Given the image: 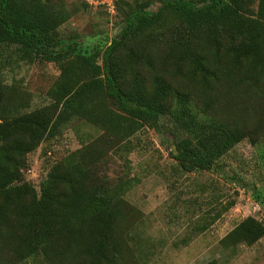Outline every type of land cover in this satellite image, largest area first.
I'll list each match as a JSON object with an SVG mask.
<instances>
[{
    "label": "trees",
    "instance_id": "obj_1",
    "mask_svg": "<svg viewBox=\"0 0 264 264\" xmlns=\"http://www.w3.org/2000/svg\"><path fill=\"white\" fill-rule=\"evenodd\" d=\"M150 4H127L117 36L104 43L61 34L68 17L61 0H0V47L58 68L47 102L30 110L12 102L0 79V264H129L121 229L128 184L98 174L90 145L51 163L37 190L22 177L26 155L70 120L98 128L105 138L97 142L116 144L145 124L160 129L166 115L169 154L184 171L220 167L222 153L259 131L264 0ZM237 100L243 114L254 112L253 128L237 118ZM258 202L264 208V195ZM263 234L245 216L219 242L250 245Z\"/></svg>",
    "mask_w": 264,
    "mask_h": 264
},
{
    "label": "rangeland",
    "instance_id": "obj_2",
    "mask_svg": "<svg viewBox=\"0 0 264 264\" xmlns=\"http://www.w3.org/2000/svg\"><path fill=\"white\" fill-rule=\"evenodd\" d=\"M61 2L68 14L59 25L61 34L76 33L106 43L117 36L120 10L132 0H116L115 4L113 0L112 6L108 0ZM157 3L151 0L150 8ZM0 61V79L12 102L15 98L26 103L25 110L47 102L46 91L58 74L54 63L19 59L4 46L0 47ZM237 102L235 108L241 113L237 118L253 128L254 112L244 115L241 101ZM257 107L264 109L260 103ZM259 118V131L222 153L216 161L220 167L192 171L182 170L169 154L172 122L166 115L158 120L160 129L145 124L116 144L97 142V137L104 139L105 135L75 118L26 155L22 177L37 190L51 163L90 145L91 154L98 158V174L112 185L122 180L128 184L122 194V224L126 225L121 229L129 264H204L212 258L216 264H264V234L250 245L219 242L245 216L264 226V208L258 202L264 195V116ZM176 134L185 135L180 130ZM91 154L85 156L92 159Z\"/></svg>",
    "mask_w": 264,
    "mask_h": 264
},
{
    "label": "built area",
    "instance_id": "obj_3",
    "mask_svg": "<svg viewBox=\"0 0 264 264\" xmlns=\"http://www.w3.org/2000/svg\"><path fill=\"white\" fill-rule=\"evenodd\" d=\"M102 1H105V0H102ZM108 3H109L110 6H112L113 5V0H108ZM257 209H258V206H257Z\"/></svg>",
    "mask_w": 264,
    "mask_h": 264
}]
</instances>
